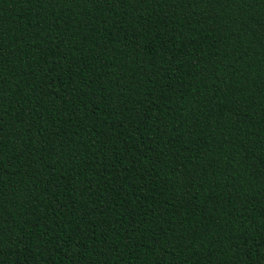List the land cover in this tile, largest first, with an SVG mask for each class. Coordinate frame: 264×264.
<instances>
[{"label":"trees","instance_id":"1","mask_svg":"<svg viewBox=\"0 0 264 264\" xmlns=\"http://www.w3.org/2000/svg\"><path fill=\"white\" fill-rule=\"evenodd\" d=\"M0 264H264V0H0Z\"/></svg>","mask_w":264,"mask_h":264}]
</instances>
